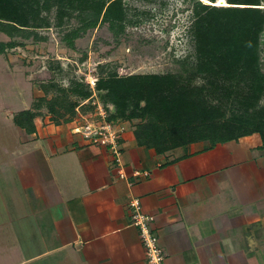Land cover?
<instances>
[{"label":"crops","instance_id":"0c3cea01","mask_svg":"<svg viewBox=\"0 0 264 264\" xmlns=\"http://www.w3.org/2000/svg\"><path fill=\"white\" fill-rule=\"evenodd\" d=\"M12 89L2 103L14 138L1 147L0 264H147L133 198L154 217L165 264H264L260 134L159 154L139 145V121H126L121 146L128 176L121 179L110 148L75 133L83 123L78 113L56 119L32 107V96L17 110L8 99L24 94ZM45 96L35 91V99ZM29 109L38 113L33 133L15 123ZM135 171L149 176L135 178Z\"/></svg>","mask_w":264,"mask_h":264},{"label":"trees","instance_id":"16d2710c","mask_svg":"<svg viewBox=\"0 0 264 264\" xmlns=\"http://www.w3.org/2000/svg\"><path fill=\"white\" fill-rule=\"evenodd\" d=\"M216 0H212L215 2ZM229 7L197 2L192 33L196 62L184 73L135 74L113 72L99 77L95 91L110 121L138 120L135 135L139 145L159 154L197 142L212 146L253 134L264 144V0H227ZM57 9V26L74 17L81 27L63 40L75 49V41L88 30L109 24L122 32L127 21L125 0H0V55L24 46L19 40L38 39L37 30L52 27L47 14ZM46 14V15H45ZM201 79L202 84H195ZM56 85L44 86L48 93ZM62 97L50 101L49 112L56 119L72 120L94 91L78 82L61 89ZM46 98L34 108L40 109ZM34 109L16 115L15 123L28 133L36 129Z\"/></svg>","mask_w":264,"mask_h":264},{"label":"rangeland","instance_id":"374dc122","mask_svg":"<svg viewBox=\"0 0 264 264\" xmlns=\"http://www.w3.org/2000/svg\"><path fill=\"white\" fill-rule=\"evenodd\" d=\"M199 1L212 6H231L227 0H125L127 21L124 31L120 33L117 29L112 30L109 24H103L82 34L75 41V49L67 47L63 38L68 32L81 27L79 19L74 17L67 20L64 26H57V9H53L47 14L52 27L38 29V39H20L24 46L0 55V159L4 152L1 147L13 144L11 139L14 134L7 126L8 119L2 115L5 98L13 97L12 87L13 91L24 94L21 98L14 95L13 99H8L17 110L29 104L28 96H32L31 106L35 107L39 102L38 98H34L37 91L46 95L47 101L42 108L48 112V103L63 96L61 89H70L78 82L90 87L86 82L88 77L99 79L113 72L120 76L186 74V69L196 62V45L191 30ZM0 41L8 42L10 39L0 33ZM202 83L201 79L195 82L197 85ZM50 85L56 87L45 93L44 86ZM29 87L32 88L30 92ZM98 98L95 100H100ZM20 99L25 102L20 104ZM68 100H79L82 104L80 112L96 119L99 106L93 103L95 100L84 104L86 101L74 95ZM100 106L108 115L113 109L101 100ZM4 187L0 183V191Z\"/></svg>","mask_w":264,"mask_h":264},{"label":"built area","instance_id":"2783aa9c","mask_svg":"<svg viewBox=\"0 0 264 264\" xmlns=\"http://www.w3.org/2000/svg\"><path fill=\"white\" fill-rule=\"evenodd\" d=\"M97 80L98 79L90 77L86 79V82L94 91V96L84 104L98 98L97 92L95 91ZM93 103L99 106L97 107L98 112L96 114V119H94V116L88 117L81 113V107H79L77 109L78 117H75V120H82L83 123L79 124L74 131L75 133L82 134L90 141V143L94 145L109 147L115 157L119 170V176L121 179H125L128 175L125 172L123 164L121 140L123 138V133L126 130V121H110L108 112H106L103 106H100V100H95ZM142 174L146 177L149 176L148 172L142 173L141 171H135L133 176L138 178ZM130 207L133 210V225L138 227L141 231V238L147 253V264H165L166 257L164 249L160 245L158 236L152 231L154 217L148 216L143 212L141 200L138 198H133L130 201Z\"/></svg>","mask_w":264,"mask_h":264},{"label":"bare ground","instance_id":"6f19581e","mask_svg":"<svg viewBox=\"0 0 264 264\" xmlns=\"http://www.w3.org/2000/svg\"><path fill=\"white\" fill-rule=\"evenodd\" d=\"M222 5H225V4H222Z\"/></svg>","mask_w":264,"mask_h":264},{"label":"water","instance_id":"95a60500","mask_svg":"<svg viewBox=\"0 0 264 264\" xmlns=\"http://www.w3.org/2000/svg\"><path fill=\"white\" fill-rule=\"evenodd\" d=\"M264 41V40H263Z\"/></svg>","mask_w":264,"mask_h":264}]
</instances>
